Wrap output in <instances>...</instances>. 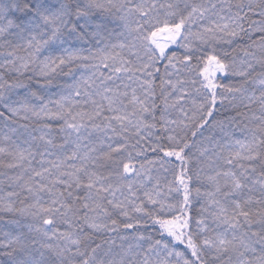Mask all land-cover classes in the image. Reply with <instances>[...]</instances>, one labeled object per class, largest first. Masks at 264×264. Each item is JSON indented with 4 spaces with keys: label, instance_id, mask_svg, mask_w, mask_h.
<instances>
[{
    "label": "snow or ice",
    "instance_id": "1",
    "mask_svg": "<svg viewBox=\"0 0 264 264\" xmlns=\"http://www.w3.org/2000/svg\"><path fill=\"white\" fill-rule=\"evenodd\" d=\"M0 264H264V0H0Z\"/></svg>",
    "mask_w": 264,
    "mask_h": 264
}]
</instances>
